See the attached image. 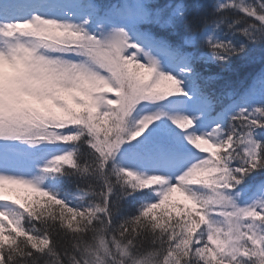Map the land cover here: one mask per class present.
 Segmentation results:
<instances>
[{"label":"snow or ice","instance_id":"snow-or-ice-1","mask_svg":"<svg viewBox=\"0 0 264 264\" xmlns=\"http://www.w3.org/2000/svg\"><path fill=\"white\" fill-rule=\"evenodd\" d=\"M0 264H264V0H0Z\"/></svg>","mask_w":264,"mask_h":264},{"label":"trees","instance_id":"trees-1","mask_svg":"<svg viewBox=\"0 0 264 264\" xmlns=\"http://www.w3.org/2000/svg\"><path fill=\"white\" fill-rule=\"evenodd\" d=\"M260 67L261 65L259 63H255L248 66L239 67L232 73H222L224 80L218 82L217 87H223L226 82L230 83L234 87H245L251 80L253 74L259 71Z\"/></svg>","mask_w":264,"mask_h":264},{"label":"rangeland","instance_id":"rangeland-1","mask_svg":"<svg viewBox=\"0 0 264 264\" xmlns=\"http://www.w3.org/2000/svg\"><path fill=\"white\" fill-rule=\"evenodd\" d=\"M25 193L23 192V191H21L20 193H19V195H21V196H23ZM14 195H15V193H14Z\"/></svg>","mask_w":264,"mask_h":264}]
</instances>
